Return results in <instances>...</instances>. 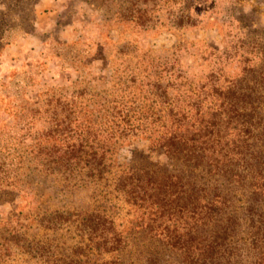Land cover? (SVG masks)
Wrapping results in <instances>:
<instances>
[{
	"label": "trees",
	"instance_id": "1",
	"mask_svg": "<svg viewBox=\"0 0 264 264\" xmlns=\"http://www.w3.org/2000/svg\"><path fill=\"white\" fill-rule=\"evenodd\" d=\"M36 1L0 0V25L28 24L25 16L16 17ZM208 1L105 2L106 18L92 19L98 37L82 44L88 49L78 46L82 39L61 44L80 54L86 51L102 62L99 67L107 63L110 86L92 90L77 78L70 87L47 90L36 103L0 101V124L19 125L23 131L22 122L35 129L30 136L33 153L12 158L18 168L29 170L27 176L40 172L80 187H108L105 193L113 192L136 212L137 230L176 252L179 264H214L230 247L231 235H240L250 250H257L255 264H264V32L259 19H252L257 9L232 5L228 24L236 20L241 28L234 38L217 41L196 35L179 39L164 54L134 60L141 37L164 28L205 29L210 25L206 18L216 15L208 13ZM112 29L119 38L108 41ZM14 36L2 31L0 49ZM120 40L128 41L123 46L131 49L117 53L132 55L118 60L116 51L108 56L106 46ZM152 48L144 54L150 55ZM72 58L75 70L81 71L85 61L75 54ZM135 140L162 149L164 158L158 163L145 156L136 159L132 150L130 158L120 162L119 147ZM235 199L243 200L241 211L234 209ZM101 206L46 210L37 222L54 231L69 224V233L92 251L74 245L80 257L88 259L85 263L132 264L119 258L132 235ZM40 241L34 238L31 248L48 260L44 253L57 250L53 239ZM75 260L66 254L49 264Z\"/></svg>",
	"mask_w": 264,
	"mask_h": 264
},
{
	"label": "rangeland",
	"instance_id": "2",
	"mask_svg": "<svg viewBox=\"0 0 264 264\" xmlns=\"http://www.w3.org/2000/svg\"><path fill=\"white\" fill-rule=\"evenodd\" d=\"M109 1L37 0L34 4L25 6L16 17L17 20H21V17L25 16L29 19L28 24L26 22L23 25L18 24L17 21L2 23L0 33L3 31L7 35L11 32L15 36L13 42L0 49V101L12 100L20 103L22 100H28L36 103L45 96L47 90L58 86L70 87L72 81L77 78L92 90L109 87L112 70L108 68L107 63L106 66L99 67L102 62L86 56V51L80 54L74 47L68 46L66 50V46L61 44L62 41L82 39L83 42L78 46L88 49L89 45L82 44L92 43L90 41L98 37L99 31L92 19L97 18L100 19L97 21L102 22L106 18L108 13L106 3ZM235 3L238 5L245 3L246 9L256 8L257 11L252 19L256 23L260 21L261 32H264V0H209L208 13L216 15L206 18V23L209 22L210 25L205 29L198 32L194 28L171 32L164 28L161 32L155 31L147 35L146 38L141 37L143 40L141 47L133 50L136 55L134 60L143 59L144 55L164 54L167 50L173 49L179 39L190 40L196 35L205 40L214 38L217 41L234 38L241 28L236 20L228 24L227 18ZM100 5L103 8L99 9ZM28 11H30L29 16ZM118 34L117 30L112 29L109 36L107 35L108 41L117 38ZM125 36L129 37L128 34ZM127 42L120 40L114 47L107 44L108 56L110 52L116 51L115 59L130 57L132 53L125 55L117 53L119 49L124 51L125 48L131 49L123 46ZM149 47H153L150 55L144 54V50ZM73 54L85 61L82 62L85 66H82L81 71L75 70L76 66L72 62ZM12 122L18 123L15 120ZM19 123L24 128L23 131L20 130L19 125L10 127L5 123L0 124V264H49L51 260L59 259L66 254L76 257L77 260L72 264H93L92 261L85 263L88 259L80 257L82 253H79L77 246H74L77 242L86 247L89 254H92V251H89L73 231L69 233V224L60 231H54L41 227L37 217L43 215L46 210L56 208L84 210L99 205L112 212L114 218L122 226L124 225L129 235H132L128 248L119 255L120 259L126 261L124 263L179 264L176 252L166 248L162 241L145 236L137 230L134 221L136 212L134 213L120 197L114 196L113 192L105 193L108 187L98 189L94 186L80 187L77 184L72 185V180L46 176L40 172L27 176L29 170L26 167L18 168L12 158L16 156L29 158L33 153L30 136L35 129L25 126L22 122ZM132 150L136 159L145 156L158 163L164 158L162 149L151 148L146 141L135 140L133 143L119 147L116 153L118 160L127 161L133 154ZM138 151H143V155ZM3 158L6 161L4 165ZM12 161L13 164H10ZM134 162L139 163L137 160ZM167 163L169 165L167 168L171 169V161ZM167 168L162 169L168 170ZM26 178L33 180L25 181ZM240 195L243 199L246 198L245 194ZM242 201L235 199V210L243 209ZM34 238L40 239L41 243L48 242V238L53 239L51 243L57 250L52 249L44 253L50 259L45 260L38 254L39 250H32L31 241ZM227 242L230 247L217 257L220 259L213 262L214 264H255L254 257H257V250H250L246 243L241 241L240 235H231ZM18 244L22 246L19 247ZM57 244L60 247L56 246ZM110 257L111 255H104L106 260Z\"/></svg>",
	"mask_w": 264,
	"mask_h": 264
}]
</instances>
